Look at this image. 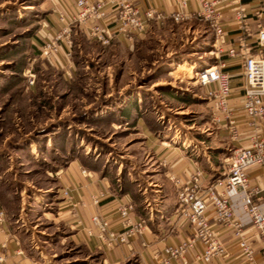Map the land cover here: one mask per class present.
<instances>
[{"label": "rangeland", "instance_id": "obj_1", "mask_svg": "<svg viewBox=\"0 0 264 264\" xmlns=\"http://www.w3.org/2000/svg\"><path fill=\"white\" fill-rule=\"evenodd\" d=\"M55 1L0 0V207L26 252L44 264H101L74 241L77 227L65 214L75 190L67 182L70 165L87 175L108 174L117 192L132 184L127 178L146 186L145 170L155 161L149 131L207 140L215 124L192 74L172 75L166 50L155 41L116 53L84 40L74 26L68 80L44 50L49 32L59 28ZM210 59L209 66L216 64ZM179 88L201 97L190 104L166 96ZM147 96L141 111L134 108L151 111L139 126L136 115L122 111L128 100Z\"/></svg>", "mask_w": 264, "mask_h": 264}, {"label": "crops", "instance_id": "obj_2", "mask_svg": "<svg viewBox=\"0 0 264 264\" xmlns=\"http://www.w3.org/2000/svg\"><path fill=\"white\" fill-rule=\"evenodd\" d=\"M75 3L76 0H57L54 5L57 12L61 13L67 8L75 10ZM133 3L139 7L141 12L147 8H155L167 17L161 22L151 23L145 32L134 35L132 41L127 40L123 35H117L110 46L103 47L108 48L111 52L133 53L141 48H149L153 41L161 43L166 50V62L170 68H173V70L171 69L172 75L181 67L189 69V76L195 70H201L210 65L211 59L207 53L217 38L213 25L202 20H190L176 24L171 17L175 12H198L201 5L197 1L192 0L185 5L181 3V0H133ZM216 9L218 12L217 23L225 34L226 44L223 47L239 48L244 35L237 22V14L240 10H244L247 15L246 23L251 32L248 46L254 49L256 37L264 28V0H241L239 4L223 3L219 4ZM55 16L58 19V15L55 14ZM56 18L53 20L57 21ZM102 25L114 26L113 10H108L107 18L102 22ZM76 27L79 28L84 40L92 41L83 26ZM53 36L54 33L49 32L45 43H48ZM92 42L99 44L96 41ZM69 51L71 52V48L63 43L58 55H51L61 67H73L67 55ZM179 53L186 54V57H179ZM224 62L226 64L225 71L234 77L235 93L231 99V105L236 110L235 116H237L239 124L236 136L229 131L225 122L214 121L213 117L212 122L215 124V128L209 132L211 138L207 140L198 138L197 141H194L189 136L163 138L157 136L155 131H149L146 136V145L155 161L152 163L151 171L145 170L147 180L144 182L146 186H141L140 180L127 178V181L132 184L126 186L125 183L119 192L113 187L108 174H97L95 171H90V174L87 175L81 165L76 163L70 165L67 171L69 177L67 182L74 185L75 190L69 191L71 197L64 202L68 209L65 214L69 219L70 217L74 218L75 227H77L74 241L83 245L89 252L97 254L101 258V264H158L156 256L161 254L166 247L179 245L192 236V228L180 216L182 206L177 196L178 184L172 177L180 182L187 181V171L192 169L197 162L203 169V185L205 187L216 186L218 191H222L223 189L217 181L223 179L228 173L226 157L238 146H249L251 137L255 134L259 133L264 138V118L253 121L241 111L242 58L225 57ZM177 84V80H174L169 84V88H173ZM178 90L173 94H166V96L190 104H192V100L201 97L198 94L191 96L193 92L189 89L179 88ZM202 95L204 96L203 90ZM147 99L148 96L128 100L122 111L123 114L136 115L137 123L141 126L144 115L151 114V111L137 113L134 108L141 111L143 106L148 104ZM201 99L206 101L209 108L205 97ZM164 162H167V165H164ZM247 173L250 187L260 190V193L253 197V201L264 213V164L249 167ZM227 195L234 206L236 219L243 224V233L246 236L247 244L254 250V253L251 257L244 253L232 226H220L218 228L220 242L226 246L228 257L214 260L210 264H264L260 236L252 226L251 218L245 209L246 193L240 190H231L227 191ZM95 200H99V202L96 204ZM125 204L133 205L131 223H142V228L130 236L126 244L108 246L100 242L96 237L98 231L92 223V216L100 214L111 223L112 229L117 234H124L119 208ZM206 215L214 224L212 206L208 208ZM90 231H92V235L89 234ZM202 252L203 245L196 243L184 258L175 259L170 264H205L196 260V256L201 255ZM0 257L4 258L2 264H44L41 259L26 252L18 236L11 230L6 217L4 223L0 224Z\"/></svg>", "mask_w": 264, "mask_h": 264}, {"label": "built area", "instance_id": "obj_3", "mask_svg": "<svg viewBox=\"0 0 264 264\" xmlns=\"http://www.w3.org/2000/svg\"><path fill=\"white\" fill-rule=\"evenodd\" d=\"M192 0H181L182 4ZM201 5V9L195 13L175 12L172 19L176 24H182L190 20H202L209 22L216 30L217 38L209 50L208 57L216 60V64L201 70H195L192 80L203 90L205 99L211 109L214 121L225 122L229 131L236 136L238 129L235 108L231 105V99L235 93L233 87L234 77L225 71L224 58L241 57L242 63V105L241 111L251 120L264 118V28L258 33L254 49L249 47L248 38L251 32L246 23L247 15L244 10L237 14V22L243 30L244 37L237 49L234 46L224 48L226 44L225 34L217 23V6L223 3L239 4L241 0H195ZM114 12V26H103L102 22L107 18V12ZM166 15L155 8H147L141 12L133 0H76L75 10L68 8L58 14L59 28L56 34L46 43L44 50L53 55H58L61 45L64 43L68 48L72 44V30L74 26H83L87 31L89 39L96 41L102 46H110L117 35H123L132 41L134 35L145 32L146 28L155 22L166 19ZM89 27V28H88ZM67 55L70 57L71 52ZM65 69V77L73 78V69L68 66ZM228 173L217 181L222 187L218 191L216 186L203 185L204 173L201 165L195 163L194 167L187 171V181L180 182L174 177L172 179L178 184V200L182 206L181 218L192 228V236L179 245L166 247L164 251L156 256L158 264H170L173 260L184 258L196 243L203 245V252L196 256L197 261L210 264L214 260L228 257L226 246L220 242V226H232L240 241L244 253L251 257L254 250L247 244L243 233V224L236 219L234 206L231 203L227 191L240 190L246 193L245 209L251 218L252 226L257 231L262 242L264 253V213L259 205L253 201V197L260 193L257 188H251L247 170L249 167L264 164V138L257 133L251 137L249 146H238L232 150L225 159ZM167 165V162H164ZM85 173V171H84ZM99 200H95L97 204ZM213 207V220L206 215L208 208ZM132 204H125L119 208V215L124 234H117L111 223L100 214L92 216V223L97 229V239L108 245L116 246L126 244L127 239L142 228V223L132 224ZM5 214L0 212V224L4 223ZM92 235V231L89 232ZM4 258L0 257V264Z\"/></svg>", "mask_w": 264, "mask_h": 264}, {"label": "bare ground", "instance_id": "obj_4", "mask_svg": "<svg viewBox=\"0 0 264 264\" xmlns=\"http://www.w3.org/2000/svg\"><path fill=\"white\" fill-rule=\"evenodd\" d=\"M176 73L181 75V76H186V75H188L190 73V71L186 67H181Z\"/></svg>", "mask_w": 264, "mask_h": 264}]
</instances>
